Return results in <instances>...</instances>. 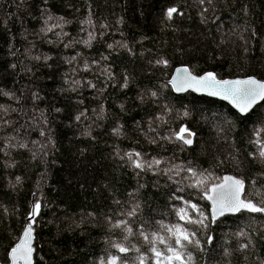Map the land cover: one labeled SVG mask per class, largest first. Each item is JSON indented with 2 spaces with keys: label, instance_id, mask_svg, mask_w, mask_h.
I'll use <instances>...</instances> for the list:
<instances>
[{
  "label": "trees",
  "instance_id": "16d2710c",
  "mask_svg": "<svg viewBox=\"0 0 264 264\" xmlns=\"http://www.w3.org/2000/svg\"><path fill=\"white\" fill-rule=\"evenodd\" d=\"M169 7H177L183 15L168 20ZM89 12L92 24L83 23ZM49 16L54 19L45 25ZM53 24L60 26L41 32ZM89 32L95 36L91 46L82 42ZM73 56L76 60L68 63ZM161 57L169 61L168 67L150 63ZM85 61L90 71L82 70ZM178 65L195 74L212 71L219 78L264 79V0H205L203 5L199 0H0V89L17 98L0 95V105L9 109L0 110L1 264H9L8 252L33 201L41 203L33 224L34 264H100L101 257L116 255L109 240L119 241L122 234L104 218L136 201L141 217L169 224L184 223L172 207L183 203L169 199L174 192L209 211L201 193L188 187L190 181L176 183L185 172L172 180L152 171L138 176L140 170L125 156L133 150L148 160L161 159L160 168L191 162L217 176L232 173L245 180L246 193L254 201L260 200L255 193H264V161L249 153L257 151L250 141L253 129L264 124V102L240 116L221 101L191 92L178 95L168 85ZM109 67L112 79L102 71ZM125 73L130 78L127 88L121 86ZM74 80L81 83L75 85ZM151 91L158 97H151ZM34 93L40 98L35 99ZM165 105L172 111L167 112ZM185 110L188 117L182 116ZM81 112L85 115L77 121ZM158 115L163 120H157ZM182 124L196 133L193 145L183 150L179 142L161 139ZM115 128L120 135L113 132ZM11 137L17 147H8ZM20 143L28 147L20 148ZM41 145H47L44 151ZM179 186L183 192L177 191ZM188 227L197 230L205 248L191 249L194 264L264 260V213L241 211L221 217L207 229ZM240 230L251 237L244 251L239 244L248 243V237H237ZM208 234L213 236L210 245ZM130 242L141 252L146 250L140 238ZM225 249L230 255L225 256ZM136 255L128 254V264Z\"/></svg>",
  "mask_w": 264,
  "mask_h": 264
},
{
  "label": "snow or ice",
  "instance_id": "6c2138e0",
  "mask_svg": "<svg viewBox=\"0 0 264 264\" xmlns=\"http://www.w3.org/2000/svg\"><path fill=\"white\" fill-rule=\"evenodd\" d=\"M200 4L203 5L205 0H199ZM211 3V0H208ZM204 11H207L205 9ZM174 14L183 15L177 7H169L166 10V18L168 20L173 19ZM203 15V13H201ZM52 16H49L45 20V25L48 24V20H53ZM63 20V18H58ZM66 22V21H65ZM83 23L92 24L91 12H89V18ZM60 26L59 24H53L50 27L46 26L41 28V32L47 33L52 32L54 28ZM101 27H107V25H102ZM66 35V34H65ZM95 39L93 33H88V39L82 42L85 45L91 46V41ZM69 45H65L68 47ZM122 47L127 48L126 44H121ZM113 45L109 44L108 48H112ZM131 53V49H128ZM14 55V53H13ZM79 55V54H77ZM35 60H49V56H35ZM102 59H107V57H102ZM76 60L73 56L68 60V63ZM93 64H99V61H93ZM156 66H169V61L163 57L155 60ZM15 68L16 65H11ZM83 71H90L91 65L85 61L83 64ZM30 71V70H29ZM73 72L76 71L75 68L72 69ZM103 74H107L109 79L114 78L111 73L110 67L104 68ZM129 76L125 73L123 88L128 87ZM67 82V81H66ZM73 84L79 85L81 81L74 80ZM90 87L95 88V84L91 81L87 82ZM168 84L175 89L176 92H185L192 89L196 92H206L211 96H219L224 100L229 101L241 114H248L255 105L260 102H264V80H258L254 76H249L244 79H218L217 74L214 72H206L203 75H194L188 67L177 68L175 74L168 81ZM73 91L75 88L72 89ZM0 95L7 96L12 99H17L15 94L12 92L4 91L0 89ZM35 99L40 97L37 94H33ZM149 95L153 98L158 97L156 91H151ZM143 100V97H140ZM82 102V101H81ZM167 112H171L172 109L164 106ZM0 110L7 113L9 110L4 105H0ZM15 111V109H12ZM57 112L60 111L59 108L56 109ZM85 113L81 112L76 116V120L79 121ZM190 113L185 110L182 113L183 117H188ZM157 120H163V115H158ZM7 123V122H6ZM46 123V120H45ZM150 131H155L154 128L149 129ZM222 131V129H220ZM113 132L116 135H120V129L115 128ZM42 136L45 135L43 131L40 133ZM253 139L250 143L257 146L256 152H251L249 155L252 158H259L264 161V124L253 129ZM196 133L193 132L187 125L182 124L178 130L171 131L168 136L161 137V139H166L169 142H179L181 144L182 150L187 146H192L194 143V137ZM15 137L9 138L8 147H17V145L11 144V140ZM152 143H156L153 139ZM37 143V142H33ZM49 143H54L51 138H49ZM20 148H27L26 143H20L18 145ZM47 145H41L40 151H44ZM0 151H4L0 148ZM238 151V150H237ZM47 153L45 152V155ZM36 153H33V158H36ZM128 161H130L131 166L135 169H139L137 172L139 176L141 172L152 171L154 173H163L168 176L169 180H172L174 176H180L181 172L187 173L186 176L182 178L181 181H176L177 184L183 182V180H188L190 183L188 187L197 189L201 193V199L210 202V211L205 212L198 204L193 203L191 200H185L183 196L176 195L175 192L169 197L170 200H178L183 203V207H176L173 205V210L175 215L178 217L179 221L184 223H166L165 220H149L141 217L139 215L141 210V205L139 201L130 204L127 210H121L117 215L105 216V221L110 225V228L115 230L119 229L122 234V239L119 241L109 240V245L111 248L116 249V255H108L105 260L101 257L100 264H128V254L131 252L137 253L133 260V264H194V253L191 251L192 248H196L199 251H205L204 244L197 235V230H193L188 227V225H197L199 228L207 229L210 224H215L217 221L227 214H236L241 211H247L250 213H264V193L259 190L255 193L256 196H260L259 201H254V199L246 193L245 190V180L233 175H223L217 176L209 169H197L192 166L191 162L187 165L183 164H172L170 167L160 168V165L164 163L159 158L152 157L150 160L145 159L144 155L140 152L129 151L125 153ZM123 158V157H122ZM231 159H236L235 156H231ZM224 163V161H220ZM14 166V165H10ZM264 176V173H261ZM20 177H16L17 182L20 181ZM253 185L257 184V180H252ZM143 187V185H139ZM177 191L183 192L182 187H178ZM130 196H134V193H129ZM115 204L120 205L122 202L120 200H115ZM41 209V203L38 201H33L31 210L28 214L29 220L23 228L22 235L18 238V241L10 248L8 253L11 264H32V254L33 247L32 241L34 239L33 224L36 221V217ZM191 210V213L189 211ZM6 211V210H5ZM89 215H93L89 213ZM135 224V227L133 225ZM153 225L156 227L154 228ZM237 237H248V243H240L239 250L244 251L248 249L251 244V237L244 230H240L235 233ZM140 238L144 245H146V250L141 252V249L135 244H131V238ZM213 242V236L211 234L207 235V244ZM123 254V255H121ZM225 256L230 255V252L225 249ZM260 264H264V260L260 261Z\"/></svg>",
  "mask_w": 264,
  "mask_h": 264
},
{
  "label": "water",
  "instance_id": "95a60500",
  "mask_svg": "<svg viewBox=\"0 0 264 264\" xmlns=\"http://www.w3.org/2000/svg\"><path fill=\"white\" fill-rule=\"evenodd\" d=\"M182 67H185V66H179V67H177V68H182ZM177 68H175V70L173 71V73H172V75H171V77H170V79L172 78V76L175 74V72H176V69ZM244 78H247V77H244ZM244 78H241V77H238V78H234V79H244ZM234 79H228V80H234ZM258 79V78H257ZM258 80H260V79H258ZM170 85V84H169ZM171 86V85H170ZM171 88H172V86H171ZM173 89V91H174V93H176V94H178V95H181V94H183V93H186V92H189V91H191V92H193V93H195V94H197V95H199V96H206V97H208V98H210V99H218V100H221V101H224V102H226V103H228L237 113H239V111L229 102V101H227V100H224V99H222L221 97H219V96H211V95H209L208 93H206V92H196V91H194V90H192V89H189V90H187V91H185V92H176L175 91V89L174 88H172ZM261 103V102H260ZM260 103H258L257 105H255L254 107H253V109L256 107V106H258ZM239 114H241V113H239ZM241 115H245V114H241ZM208 203H209V206H210V202L209 201H207ZM209 211H210V209H209ZM30 218H29V216L27 217V219H26V223H27V221L29 220ZM22 232H23V230H22ZM22 232H21V234H20V236L22 235ZM19 236V237H20ZM33 236H34V238H35V235H34V232H33ZM18 241V240H17ZM34 244H35V242H34V239H33V241H32V247H33V249H34V251H33V254H32V264H34V253H35V247H34ZM10 251V250H9ZM9 253V252H8ZM8 259H9V264H11V259H10V257H9V255H8ZM1 264V263H0Z\"/></svg>",
  "mask_w": 264,
  "mask_h": 264
},
{
  "label": "bare ground",
  "instance_id": "6f19581e",
  "mask_svg": "<svg viewBox=\"0 0 264 264\" xmlns=\"http://www.w3.org/2000/svg\"><path fill=\"white\" fill-rule=\"evenodd\" d=\"M239 114V113H238ZM240 116H244V115H241V114H239ZM139 152V151H138ZM180 187V186H179ZM176 188V187H175ZM171 204V203H170ZM173 207V206H172ZM178 207V206H177ZM171 215V214H170Z\"/></svg>",
  "mask_w": 264,
  "mask_h": 264
}]
</instances>
